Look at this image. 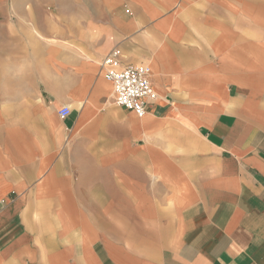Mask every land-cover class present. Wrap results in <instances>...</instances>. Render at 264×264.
Returning a JSON list of instances; mask_svg holds the SVG:
<instances>
[{
  "label": "crops",
  "instance_id": "crops-1",
  "mask_svg": "<svg viewBox=\"0 0 264 264\" xmlns=\"http://www.w3.org/2000/svg\"><path fill=\"white\" fill-rule=\"evenodd\" d=\"M83 14L46 34L43 100L0 118V264H264V0ZM114 51L151 67L143 117L116 103Z\"/></svg>",
  "mask_w": 264,
  "mask_h": 264
},
{
  "label": "rangeland",
  "instance_id": "rangeland-1",
  "mask_svg": "<svg viewBox=\"0 0 264 264\" xmlns=\"http://www.w3.org/2000/svg\"><path fill=\"white\" fill-rule=\"evenodd\" d=\"M5 6L6 16L0 1V118L6 124L16 122L20 108L43 100L41 81L49 79L47 47L60 43L46 34L63 38L66 27L85 15L89 0H6Z\"/></svg>",
  "mask_w": 264,
  "mask_h": 264
},
{
  "label": "built area",
  "instance_id": "built-area-1",
  "mask_svg": "<svg viewBox=\"0 0 264 264\" xmlns=\"http://www.w3.org/2000/svg\"><path fill=\"white\" fill-rule=\"evenodd\" d=\"M102 67L105 69V77L113 83L116 103L143 117L147 113V101L155 97L151 67L146 64L123 66L118 51L105 57ZM70 114L71 108L68 105L59 110V116L63 119Z\"/></svg>",
  "mask_w": 264,
  "mask_h": 264
}]
</instances>
